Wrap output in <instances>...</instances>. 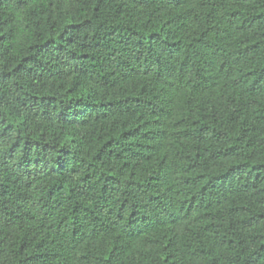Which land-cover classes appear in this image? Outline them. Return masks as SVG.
<instances>
[{"label":"trees","instance_id":"1","mask_svg":"<svg viewBox=\"0 0 264 264\" xmlns=\"http://www.w3.org/2000/svg\"><path fill=\"white\" fill-rule=\"evenodd\" d=\"M0 264H264V0H0Z\"/></svg>","mask_w":264,"mask_h":264}]
</instances>
